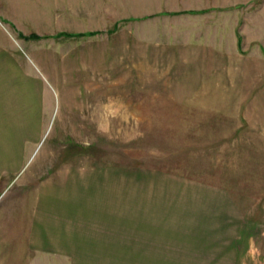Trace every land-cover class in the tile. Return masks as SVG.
I'll return each instance as SVG.
<instances>
[{"label":"rangeland","instance_id":"obj_1","mask_svg":"<svg viewBox=\"0 0 264 264\" xmlns=\"http://www.w3.org/2000/svg\"><path fill=\"white\" fill-rule=\"evenodd\" d=\"M0 40L47 100L0 208L73 233L26 264H264V0H0Z\"/></svg>","mask_w":264,"mask_h":264},{"label":"crops","instance_id":"obj_2","mask_svg":"<svg viewBox=\"0 0 264 264\" xmlns=\"http://www.w3.org/2000/svg\"><path fill=\"white\" fill-rule=\"evenodd\" d=\"M2 44L0 40V198L6 186L12 184H5L7 172L19 173L36 151H26L21 145L24 140H30L34 147L44 127L47 102L41 79L37 75L35 78L22 74L20 64L16 66L12 56L5 55ZM36 170L37 165L32 173ZM64 177L67 179V174ZM52 185L47 183L43 187ZM64 185L67 186L62 182L55 184L56 187ZM31 195L17 197L9 192L6 203L0 208V264H26V260L32 258L30 251L53 250L54 235L64 234L63 239H58L60 249L72 248L69 237L73 233L68 230V224L65 223V230H60L58 225L62 224V219L53 214L55 204L58 206L62 197L54 195L52 190ZM125 214V209L124 214L120 211V215ZM110 231L111 234L112 228Z\"/></svg>","mask_w":264,"mask_h":264},{"label":"trees","instance_id":"obj_3","mask_svg":"<svg viewBox=\"0 0 264 264\" xmlns=\"http://www.w3.org/2000/svg\"><path fill=\"white\" fill-rule=\"evenodd\" d=\"M99 32H91L90 33V35H96V34H98ZM109 33H112V32H109ZM66 36H71V35H66ZM74 36H76V34L74 35ZM33 37H37L36 35H33Z\"/></svg>","mask_w":264,"mask_h":264}]
</instances>
